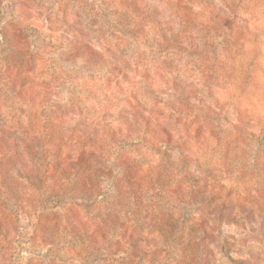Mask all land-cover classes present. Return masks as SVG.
Masks as SVG:
<instances>
[{"label": "rangeland", "instance_id": "374dc122", "mask_svg": "<svg viewBox=\"0 0 264 264\" xmlns=\"http://www.w3.org/2000/svg\"><path fill=\"white\" fill-rule=\"evenodd\" d=\"M97 1L0 0V264H148L151 258L177 264L184 247L178 246L176 231L183 219L190 224L191 218L205 216L194 199L183 207L194 187L208 193L213 187L222 199L260 207L246 226L230 218L218 227L209 221L212 229L198 233L191 249L196 264H264V0H138L144 11L158 9L160 21L143 24V37L121 59L130 60L132 70L119 85L122 69L85 64L79 56L70 63L50 60L76 38L73 30L80 37L75 16ZM107 2L119 22L127 23L124 14L128 24L135 19L129 18L128 0ZM39 13L43 17L37 20ZM83 34L95 41L89 29ZM15 48L37 58L35 73L24 74L17 87ZM57 66L65 70L63 78L76 80V89L65 82L53 92L58 98H45L46 90L34 85L49 82V70ZM70 99L80 112L67 116L64 128L81 120L84 139L111 146L122 142L127 130L144 132L135 127L139 113L134 117L130 110L153 105L159 108L155 122L173 134V141L156 155L144 146H128L116 161L82 171L66 169V163L61 167L51 150L41 147L33 153L23 149L26 162L17 164L16 142L33 136L34 123L26 118V130L17 132L3 110L31 111L44 134L51 100L63 106ZM180 104L184 118H173L171 110ZM198 127L204 132L193 140ZM121 128L126 132L107 134ZM112 152L114 159L118 152ZM27 166L40 181L21 172ZM152 168H157L153 178L146 176ZM54 183L60 196L51 193ZM153 188L155 193L147 194Z\"/></svg>", "mask_w": 264, "mask_h": 264}, {"label": "trees", "instance_id": "16d2710c", "mask_svg": "<svg viewBox=\"0 0 264 264\" xmlns=\"http://www.w3.org/2000/svg\"><path fill=\"white\" fill-rule=\"evenodd\" d=\"M129 7L128 11L131 9L132 12H129V18L130 15L134 16L131 17V23L128 24V15L124 14V17L126 18L127 23L119 22L117 19V12H113L110 8V5L108 4L107 0H101L95 2V7L93 9L89 10L88 12H78V14L75 16L76 20L73 21L75 27L80 28V37H78V32L76 30H73L71 33H76V38H71L68 40L67 45L64 47H60V51L57 54V58L53 59L50 58L52 62L55 64H58L59 62H68L70 63L74 58L82 57L84 59L85 64L93 63L94 66H98L99 63L107 64V66H112L113 72H116L117 69H122L125 71V75L121 77L122 80L117 81V84L119 85L124 83L123 80H127L126 78L129 77L131 68V62L130 60L123 61V56L126 55L128 52V49H130V46H133L134 44L139 43V38L143 37L144 33L142 31L143 24H146V22L152 21L153 23H158L160 21V14L158 12V9H148L144 11V8L142 9L139 5L138 0H128ZM107 12V13H106ZM33 16V12H30ZM36 14V13H35ZM37 15V14H36ZM39 16L37 17V20L42 18V14L39 13ZM50 15L53 16L51 13ZM88 16V18H84L83 16ZM110 18V20H109ZM46 24L50 23L51 21L45 20ZM123 24V25H122ZM132 24L135 25V29L132 30ZM13 25V24H12ZM11 25V27H12ZM120 27H126V29L131 28L130 31L125 32ZM89 29L92 34L95 41H87L84 38V32ZM10 36H6L4 39L6 43L12 44L13 40H8ZM20 47V46H19ZM136 48V47H135ZM16 51L14 54L16 55L17 59V66L15 64V69L18 70V72L15 74V78L12 80L14 82L15 87H17V81L22 80V76L25 75H33L36 70V63L37 58L33 55V52H27L22 53L20 49L15 48ZM57 50L55 49V51ZM24 55L23 57H19L18 55ZM50 55V53H49ZM19 61V62H18ZM58 70L51 68L50 75L51 80L49 82H40L39 84H35L34 87H43L45 91L44 97L47 98L49 96H53L58 98L59 92H56L53 94L54 90L56 91L64 85L65 82L69 83V89L73 87V90L76 89L73 85L75 84V79H73L72 76L70 78L65 79L61 76V71H65L61 67H56ZM57 71H60L57 72ZM111 71V70H109ZM126 82V81H125ZM10 81H5V85L9 86ZM63 83V85H62ZM108 83H110L108 81ZM32 87L26 88L27 92L22 93L23 97L27 98L29 96V90L31 91L33 89ZM6 87V86H5ZM69 91L70 93V90ZM47 91L50 92L47 93ZM37 96H41L42 92L39 91ZM75 95V94H73ZM50 106V114L47 119V127H46V133L41 134V126L40 122L37 116L34 114H31V111L29 114H25L22 110H14L11 113H8L7 110H3L2 113L8 115L10 118V122L14 125L17 132H24L26 130L25 121L26 118L30 123H34V131L32 133L33 136H30L28 134L24 135V137L18 138L19 143L16 144V152L17 148L20 150V152L16 153L18 156V163L22 164L26 162L24 157L23 149L29 150L30 153H33L35 151H39V148H44L45 150H51L50 153L54 157L53 159L56 161V163L63 165V163L68 164L65 166L72 168V170L75 171H82L81 169L84 166L88 167H94V166H101L104 160H117V158L120 156L119 154H124L125 150H127L128 146L131 147H147L148 151H150L153 154H159L157 153L158 150H160L161 146L165 143H171L173 141V134L169 130H163L160 129L159 123L155 122V116L157 115L158 107L151 105V108L149 110H143V112L138 111L137 108L133 107L130 111H132V115L134 114V117L138 116V113L140 117H138V120H136L135 127H141L142 129H146L144 132L139 131H129L126 133L121 141L118 143H114L110 146V144L105 145L106 143H103L102 140L100 142H96L95 140H91L90 138L84 139L85 132H83L80 129L81 120L74 123V125H67L64 128L63 120L67 116H77V111L80 112V109L78 106L74 105L72 99H70L67 103H65L63 106H60V104L54 102ZM25 104V103H24ZM181 105V104H180ZM158 106V105H157ZM183 105L181 106H174V109L171 111L172 117L174 116L181 117L180 119H183ZM34 107L32 106L31 110H33ZM1 112V110H0ZM140 112L143 114V116L140 114ZM80 116V115H79ZM183 117V118H182ZM111 118V117H110ZM83 123L90 124L88 121L83 120ZM98 124V123H97ZM93 124H90V127H92ZM95 125L94 127L96 128ZM145 126V127H144ZM186 127V128H185ZM191 126L190 123H187L184 125V130L182 132H185L186 134L188 131H190ZM122 134V132H126L125 129L122 128L120 130H108L107 134ZM137 132H141L137 134ZM204 131L201 129V127L197 128L196 136H192L193 140L197 137V134L203 133ZM42 136V139H40V135ZM96 135V134H94ZM84 141V142H83ZM191 141V140H190ZM162 144H161V143ZM189 143H185V146L187 147ZM69 149V151L65 152V150ZM112 150H115V152H118L117 157L112 159L114 153ZM184 151V148H183ZM156 152V153H155ZM64 157V159H62ZM185 158V156H184ZM62 163L60 164V160ZM53 160V161H54ZM144 164V163H142ZM144 165H147L149 167V163H145ZM27 167L21 168V172L28 173L32 175L31 179L34 181H40L39 176H33L34 172L33 169H30ZM157 168H152L147 170L146 176H151L152 178L155 175ZM161 171V169H158ZM37 175V174H36ZM22 178L26 177L22 175ZM185 179V178H184ZM58 185L52 184L49 188L51 190L52 195L60 196L61 194L58 192ZM177 193L181 195L184 190H182L181 187H178L176 189ZM155 193L154 188L152 190H148L147 194H153ZM189 198L186 200L185 206H183L185 209L188 207L190 200L194 199L195 203H199L203 214L205 215L201 219L195 220L194 218H191L192 223H188L189 219H183L184 222H182V227L176 231L175 235L177 236L179 243V247H184V250L178 253L177 256V264H189L193 263L196 264L195 256L196 254L191 250L195 243V239H197L198 233H204L208 230H211L212 227L208 226V222L212 221L215 225L218 227V222H220L222 219H228L230 218L234 225L236 226H246L250 222V220H254V217L252 215H256L258 210L257 206H255L253 203L255 202H241V200L238 199H222V195L220 193H216L215 188H211V192L208 193L207 190L201 187H194L189 192ZM193 197V198H191ZM227 198H229L227 196ZM182 199L179 198L178 202L181 203ZM235 204V205H234ZM182 206V205H181ZM264 208V207H263ZM183 210V212L185 211ZM257 210V212H256ZM180 212V211H179ZM178 216H181L179 214ZM258 216V214H257ZM184 218V215H183ZM187 228V230H185ZM193 241V245H192ZM148 264H161L157 258H151L148 260Z\"/></svg>", "mask_w": 264, "mask_h": 264}]
</instances>
